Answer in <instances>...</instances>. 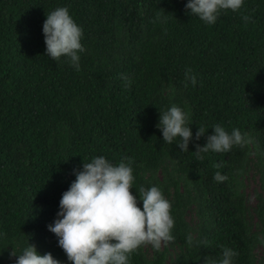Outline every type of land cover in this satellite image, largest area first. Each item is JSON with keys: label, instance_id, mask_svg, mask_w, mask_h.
Listing matches in <instances>:
<instances>
[{"label": "trees", "instance_id": "trees-1", "mask_svg": "<svg viewBox=\"0 0 264 264\" xmlns=\"http://www.w3.org/2000/svg\"><path fill=\"white\" fill-rule=\"evenodd\" d=\"M186 3L0 0V264H15L11 252L28 243L72 264L48 225L74 170L96 156L131 158L139 207L141 185L172 205L175 239L159 251L142 245L130 264H205L222 258L221 246L238 253L232 264H264V0H243L211 25ZM57 7L82 29L79 71L46 54L43 22ZM172 104L190 113L188 151L157 127ZM216 124L253 142L201 160L196 147ZM218 171L227 179L217 182Z\"/></svg>", "mask_w": 264, "mask_h": 264}, {"label": "clouds", "instance_id": "clouds-1", "mask_svg": "<svg viewBox=\"0 0 264 264\" xmlns=\"http://www.w3.org/2000/svg\"><path fill=\"white\" fill-rule=\"evenodd\" d=\"M243 0H187L186 9L199 17L205 24H214L224 10L238 11ZM245 21L248 16L242 17ZM46 54L54 61L66 57L77 71L80 70V55L85 51L81 43L82 29L79 27L67 7H57L46 14L42 28ZM128 80L130 78L121 77ZM185 80L193 86L196 76L192 69H186ZM128 86V85H126ZM187 87V83H185ZM190 113L176 104L160 111L159 123L165 143L177 144L181 151H188L193 138L189 124ZM213 134L208 135L203 146L197 145L196 153L227 152L233 146L244 147L253 142L249 133L233 129L229 134L223 126L212 127ZM205 127H198L195 138L205 134ZM127 163L122 159L114 165L103 156H96L83 164L82 170L75 171V180L70 184L59 201L57 219L48 225L49 231L58 237V244L72 264H130L131 255L142 245L150 244L159 251L162 243L167 244L175 238L172 235L174 219L171 216V203L164 197L162 190L153 185L149 188L141 185L138 189L142 208L137 197L130 189L133 187V169L131 158ZM218 163L214 167L221 168ZM214 179L222 182L226 176L216 172ZM191 245L193 238L187 237ZM222 247V258L217 261L205 258V264H232L238 255L233 249ZM16 256L15 264H61L51 253L43 255L32 244H27L22 253Z\"/></svg>", "mask_w": 264, "mask_h": 264}, {"label": "rangeland", "instance_id": "rangeland-1", "mask_svg": "<svg viewBox=\"0 0 264 264\" xmlns=\"http://www.w3.org/2000/svg\"><path fill=\"white\" fill-rule=\"evenodd\" d=\"M246 182H247V190L249 192H251L252 191V188L256 186L255 178L249 176Z\"/></svg>", "mask_w": 264, "mask_h": 264}]
</instances>
